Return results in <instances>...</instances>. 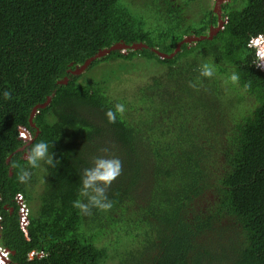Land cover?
I'll list each match as a JSON object with an SVG mask.
<instances>
[{
    "label": "trees",
    "instance_id": "1",
    "mask_svg": "<svg viewBox=\"0 0 264 264\" xmlns=\"http://www.w3.org/2000/svg\"><path fill=\"white\" fill-rule=\"evenodd\" d=\"M221 9L227 22L209 36L218 15L208 0H0L7 264H264V72L247 45L264 33V0ZM184 35L203 37L189 45ZM118 42L143 45L124 53L111 49ZM135 58L155 73L116 95ZM205 62L212 78L200 77ZM116 103L126 112L109 123ZM40 141L56 168L23 158ZM102 148L123 171L108 189L112 209L84 215L73 201L84 199L82 172ZM21 168L32 173L26 183Z\"/></svg>",
    "mask_w": 264,
    "mask_h": 264
},
{
    "label": "clouds",
    "instance_id": "2",
    "mask_svg": "<svg viewBox=\"0 0 264 264\" xmlns=\"http://www.w3.org/2000/svg\"><path fill=\"white\" fill-rule=\"evenodd\" d=\"M126 49L134 50L131 48H126ZM251 49L253 50L254 57L256 54L258 58V63L256 65L258 67L264 66V45L259 46L257 52H256V48H251ZM198 71L200 73V77L212 78L215 74V66L213 64L205 62L199 65ZM229 79L233 84H237L239 82L240 77L237 73L233 72L230 75ZM188 86L194 89L197 88V84L192 81H189ZM3 97L5 100H10L12 98L11 92L9 90H5L3 92ZM125 112H126L125 105L121 103H116L114 105V110L109 109L105 113V115L109 123H115L117 120V114L123 116ZM49 147H50L49 144L45 141L37 142L30 147V149L26 152V154L23 155L24 159H26L27 161L29 168L32 169L39 168L41 166V162L52 168H56L57 165H59L60 163L59 159H54L55 154L49 151ZM100 151L105 155L93 157L92 167L85 168L82 172V176H81L82 187L79 195L84 199H77L73 201L72 206L78 209L84 215H90L92 208H96L101 211H109L112 209L113 201H111L108 197L107 194L108 189L111 187L112 183L120 177L123 171L122 161L116 156H109L108 148H102L100 149ZM31 175L32 173L27 168H21L18 179L21 183H26L30 180ZM18 211H19V205H18ZM0 216H1V221H0V226H1L0 233H1V229H2L1 213ZM2 249H6V248L0 246V258L3 257ZM9 253L4 258V261H0V264H7L9 262Z\"/></svg>",
    "mask_w": 264,
    "mask_h": 264
},
{
    "label": "rangeland",
    "instance_id": "3",
    "mask_svg": "<svg viewBox=\"0 0 264 264\" xmlns=\"http://www.w3.org/2000/svg\"><path fill=\"white\" fill-rule=\"evenodd\" d=\"M136 1V0H134ZM216 0H208V5L211 6V8H213L214 6V2ZM222 1H227V0H222ZM135 4V3H134ZM190 11H193L192 8H190ZM122 52L126 53L128 49H126V47L123 48H119ZM137 64H135V66L133 67V69H131V72L128 73V75L122 79L121 82H118L117 84L113 85V88L116 90V95H118L119 93H124L126 95H131L132 92L135 90L136 87L144 85L147 81H150L151 79L150 76L154 73L153 70H155V66L150 63V62H146L144 59L142 58H135L134 59ZM134 61V62H135ZM83 69V67H81ZM81 69V70H82ZM256 101L255 98H249L246 103L247 104H253ZM136 115V114H135ZM212 193L208 192L207 194L204 195L203 199H200L199 202H201V204L206 207L208 204V201L211 203L212 202ZM203 201V202H202ZM104 240V239H103ZM107 241H103V243ZM104 243V244H106ZM99 244H102L101 242ZM128 257V259L131 261L132 257L130 254L125 253ZM116 264V260L112 259L109 260L107 264ZM217 264H226L225 261H220V260H216Z\"/></svg>",
    "mask_w": 264,
    "mask_h": 264
},
{
    "label": "built area",
    "instance_id": "4",
    "mask_svg": "<svg viewBox=\"0 0 264 264\" xmlns=\"http://www.w3.org/2000/svg\"><path fill=\"white\" fill-rule=\"evenodd\" d=\"M223 2L224 1H222V0H216L214 2V10H215V12L218 15V21H217V24L214 27H212V29L210 31V34H214L218 29L222 28L227 22V16L223 15V12H222V9H221V4ZM198 38L199 37L194 36V35H184L183 36V41L188 43L189 45H194L195 44V40L198 39ZM262 45H264V34H259V35L255 36V37H252L248 41V46L250 48H256V52L258 50V47L262 46ZM253 63L255 65L258 63V58H257L256 54H255V57L253 58ZM258 68H260L261 70L264 71V66H260ZM16 202L19 205V212L21 214L25 215L27 213V211H28V207H27L23 197L22 196H18L16 198ZM0 221H1V216H0ZM8 253H9V251L7 249H2L3 257L0 258V261H4V258L8 255ZM33 254H34V252H30L29 256H32Z\"/></svg>",
    "mask_w": 264,
    "mask_h": 264
},
{
    "label": "water",
    "instance_id": "5",
    "mask_svg": "<svg viewBox=\"0 0 264 264\" xmlns=\"http://www.w3.org/2000/svg\"><path fill=\"white\" fill-rule=\"evenodd\" d=\"M211 35H213V34H211ZM210 35V36H211ZM201 37H203V36H201ZM201 37H199V38H201ZM142 45L143 44H132V45H127V44H124V43H122V42H118V43H116L115 45H113L112 47H111V49H119V48H123V47H126V48H131V49H136V48H138V47H142ZM108 50H103L100 54H102V53H106ZM90 61V59L89 60H87L86 61V63L82 66V67H84L88 62ZM46 103H43V104H39V105H37V106H43V105H45ZM36 106V107H37ZM21 149H23V146L20 148V150Z\"/></svg>",
    "mask_w": 264,
    "mask_h": 264
},
{
    "label": "crops",
    "instance_id": "6",
    "mask_svg": "<svg viewBox=\"0 0 264 264\" xmlns=\"http://www.w3.org/2000/svg\"><path fill=\"white\" fill-rule=\"evenodd\" d=\"M215 25H212L211 27H210V29H209V31H208V35L210 36L211 34H210V31H211V29H212V27H214ZM260 34H264V33H260ZM259 35V34H258ZM257 36V35H256ZM253 37H255V36H253ZM252 38V37H251ZM250 38V39H251ZM249 39V40H250ZM248 45V44H247ZM249 47V46H248ZM250 48V47H249ZM264 72V71H263ZM23 148H24V146H23ZM24 158V157H23ZM29 211V210H28ZM28 211H27V213H28ZM19 212V211H18ZM27 213L25 214V215H23V214H21L20 212H19V214L21 215V216H26L27 215ZM1 234V233H0ZM7 249V248H6ZM8 250V249H7ZM9 251V250H8ZM10 252V251H9ZM32 252H34L35 253V251H32Z\"/></svg>",
    "mask_w": 264,
    "mask_h": 264
}]
</instances>
